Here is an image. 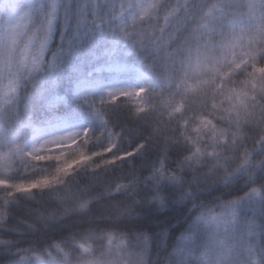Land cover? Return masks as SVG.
Here are the masks:
<instances>
[{"label": "snow or ice", "instance_id": "6c2138e0", "mask_svg": "<svg viewBox=\"0 0 264 264\" xmlns=\"http://www.w3.org/2000/svg\"><path fill=\"white\" fill-rule=\"evenodd\" d=\"M69 12L58 0L31 6L2 0L0 115L15 102L22 79L45 66L55 75L49 42L57 20H67ZM73 26L78 36L79 29L95 30L114 44L124 40L133 51L147 50L165 71H152L139 87L82 97L99 122L96 129L50 135L30 148L23 132H0V145L7 146L0 150V264H73L75 252L82 264H156L154 241L163 242L166 229L158 237L125 230L121 218L145 204L166 206L170 187L195 211L159 264H264V0H80ZM117 103L147 125L131 130L141 139L128 147L126 130L113 128L104 112ZM145 153L154 158L141 171L132 158ZM49 160L53 170L39 172ZM125 165L126 174L106 179L108 170ZM77 169L86 170L88 181L73 190L66 181ZM217 181L246 190L205 203L185 186L199 190ZM44 192L56 207L38 210L40 224L85 213L101 200L110 222L43 248L18 247L13 234L24 229L11 224L14 206Z\"/></svg>", "mask_w": 264, "mask_h": 264}, {"label": "trees", "instance_id": "16d2710c", "mask_svg": "<svg viewBox=\"0 0 264 264\" xmlns=\"http://www.w3.org/2000/svg\"><path fill=\"white\" fill-rule=\"evenodd\" d=\"M40 0H31L29 4L34 5ZM59 4L69 6V18H59L54 27L52 39L49 42L47 57L54 59L58 70L53 76L45 66V69L26 77L19 89L15 102L7 108L6 115H0V132L9 134L23 132V138L32 140L39 132L47 130L52 126L67 123L84 122L87 127L93 129L99 127V122L89 115L88 105L82 102V97L98 98L103 91L97 88L101 82L110 80H122L123 78L135 79L138 75L142 84L146 83L145 77L151 75L152 70L148 68V59L151 54L147 50L130 49L129 45L122 42L113 43L111 38L95 31L79 29L81 35H76L75 6L80 0H58ZM2 3V0H0ZM91 26H89L90 28ZM111 69V70H109ZM92 85V88L81 91V87ZM95 87V89H94ZM59 98V99H57ZM106 118L111 126L117 130L125 129L129 139L124 142L128 147L141 139L131 130L139 128L146 129L147 125L141 120H133L129 116L128 106L122 103L108 105L104 108ZM24 125H30L26 129ZM40 131V132H41ZM152 153L132 158L133 166L145 171L151 160ZM129 171L127 165L110 169L105 173L106 179H114ZM246 190L242 185L240 189H234L222 185L220 189H213L204 197L205 203H214L219 199H228ZM33 202L29 198L22 197L14 206L13 219L29 218ZM255 215L260 217L257 209ZM191 216L187 219L183 216L169 215L164 221H157L152 217H145L143 223L154 237H158L162 228L166 229L167 235L163 242L158 239L154 241L153 260L159 264L163 250H170L177 243L180 234L187 228ZM141 217H131L127 223L122 222L125 230H134L130 226L132 222L140 220ZM163 223V227H158ZM145 230V228H142ZM18 247L43 248L50 243L63 239L59 233L41 232L38 230L24 229L21 233L13 234ZM10 237V238H13ZM14 259V258H13ZM11 264V261H10Z\"/></svg>", "mask_w": 264, "mask_h": 264}, {"label": "clouds", "instance_id": "9594fccd", "mask_svg": "<svg viewBox=\"0 0 264 264\" xmlns=\"http://www.w3.org/2000/svg\"><path fill=\"white\" fill-rule=\"evenodd\" d=\"M113 42V41H112ZM119 42L128 45L127 41L121 40ZM148 59V68L155 72H163L165 71L162 64L156 61L152 55L147 57ZM25 78L21 80L19 84V89L23 84ZM164 119H167L165 116ZM27 140V139H26ZM33 141L27 140L26 148H30ZM6 145H0V150L5 149ZM55 167V161H46L39 167V172L52 171ZM35 174V173H34ZM88 175L85 169H77L71 175L67 177L66 186L72 188L73 190L77 189L80 185L87 183ZM224 185L222 182H210L209 185L205 188L197 190L195 185H185L186 187H191L195 191V195L204 200L206 194H209L211 190L220 189V187ZM177 197V189L174 187H170L167 190V199L168 204L164 207H152L150 205H142L136 208V212L134 215L130 217H122L121 222L127 223L129 218L139 216L140 220L132 222L130 226L141 227L148 230L147 226L144 225L143 219L145 217H152L157 221H164L166 217L169 215L183 216L185 219L190 215H193L195 211L191 204L187 201L180 202L176 199ZM120 199L123 201L131 202V198L125 195L120 196ZM218 199V197H217ZM33 202L32 207L30 209L29 218L20 219L11 218V224H13L17 228L32 230L28 228L26 225V221H30L37 225L36 230L41 232H51V233H59L63 236V238L70 232H77L81 229L87 228L90 224L93 225H103L105 223L110 222L107 216V209L109 205L107 202L101 200L94 203V205L85 213L75 212L62 220L53 222L50 224H40L38 220V210L39 211H47L50 208L56 207V201L52 199L51 194L48 192L44 193H35L34 197L31 199ZM158 227H163V223H160ZM0 234H3L2 226H0ZM74 260L73 264H82V258L79 252L73 253Z\"/></svg>", "mask_w": 264, "mask_h": 264}, {"label": "rangeland", "instance_id": "374dc122", "mask_svg": "<svg viewBox=\"0 0 264 264\" xmlns=\"http://www.w3.org/2000/svg\"><path fill=\"white\" fill-rule=\"evenodd\" d=\"M139 76L141 75L140 74L138 75L137 73V77L135 79L123 78L122 80H110L108 82H101L97 85V88L100 89L101 91H105L107 89H115V88L139 87L142 85L143 82ZM90 88H92L91 84H89L88 87L83 85L81 87V91L83 92ZM84 127H87V124L84 122L55 125L52 126L51 128H48L47 130H43L40 133H37L36 136L31 141L35 142V140L37 139L47 138L50 135L61 134L63 132H68V131L80 130Z\"/></svg>", "mask_w": 264, "mask_h": 264}]
</instances>
